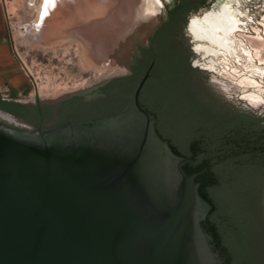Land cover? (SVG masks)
Listing matches in <instances>:
<instances>
[{"label": "water", "instance_id": "1", "mask_svg": "<svg viewBox=\"0 0 264 264\" xmlns=\"http://www.w3.org/2000/svg\"><path fill=\"white\" fill-rule=\"evenodd\" d=\"M167 1L164 9L151 0L144 39L128 52L146 46L167 21L175 8ZM153 65L113 117L31 133L0 110V264H221L201 227L210 206L196 178L207 169L184 171L201 153L175 155L140 102ZM107 82L48 105L97 99Z\"/></svg>", "mask_w": 264, "mask_h": 264}, {"label": "trees", "instance_id": "2", "mask_svg": "<svg viewBox=\"0 0 264 264\" xmlns=\"http://www.w3.org/2000/svg\"><path fill=\"white\" fill-rule=\"evenodd\" d=\"M201 5L197 0H181L168 11L167 21L133 54L130 74L98 88L97 99L74 96L55 106L37 99L29 107L0 96V110L21 118L31 133L113 117L127 106L153 63L140 102L155 117L158 136L175 155L189 158L201 153L184 171L198 174L207 169L196 182L210 206L201 227L211 238L212 252L221 264H264V116L221 102L197 77L194 55L183 37L188 14Z\"/></svg>", "mask_w": 264, "mask_h": 264}, {"label": "rangeland", "instance_id": "3", "mask_svg": "<svg viewBox=\"0 0 264 264\" xmlns=\"http://www.w3.org/2000/svg\"><path fill=\"white\" fill-rule=\"evenodd\" d=\"M1 1L5 10V20L9 42L13 50L14 48H16V51L21 56L22 60L26 63L28 69L31 70L34 75V78L29 79L22 70V73L26 76L29 81L30 89L21 96L12 95L9 98H12L22 104H33L36 102L37 99H40L43 104L48 105L58 100H61L66 96L83 92V90H90L105 81H109L113 78L130 74L125 68L117 73L111 72L107 76H97L94 70L86 69L84 67L81 57L78 54L75 46H71L70 48L56 47L55 49H50L47 51L30 46L29 44L25 43L20 37V33H25L26 31L25 21L29 20L31 17V15L27 14L26 11H24L25 8L22 7V1ZM180 1L181 0H174V5L176 6ZM197 1L199 3H202V5L197 10L191 11L188 14L186 30L189 27L191 21L201 19L203 16L210 13L220 1L227 0ZM228 1L230 3H234L231 5L232 9H236L240 12H243L244 6L245 8L251 6L250 4L246 5L245 0ZM250 1L253 2V4H255L256 2L254 0ZM260 1L264 2V0ZM159 3L164 9H167V7L169 6L167 0H159ZM47 4L48 0L46 1V5ZM227 6L230 7V5L228 4ZM46 8L47 7L45 6V11ZM146 8L143 9L139 17L137 18L136 26L133 28L135 29L133 34L129 32L130 30H132V28L128 29L129 27L120 31V33H125L126 31L128 33V39L123 43H118L120 33L115 32V30L109 31L110 26L105 24L104 21H101V23H99L100 25H98L96 22L87 24L92 29H94L93 31H95L98 36L97 42H99V45H95L96 49L100 51V55L98 56V63L105 62L116 64L121 62L120 60H123L122 63L130 64L132 60V55L136 52L134 53L133 51H128L130 50L133 44H135L136 42H140L144 39V33H141L144 29V19L147 17V15L150 16V14H147V12L152 14V3L150 0H147ZM255 10L256 9L253 8L251 11H249L254 12ZM246 11L248 10H244V12ZM145 13L146 17L144 15ZM224 17L226 18V16ZM210 21L214 22H211V26L207 27V30H204L208 32V35L211 34L212 37L215 38L216 44H218L219 46H223V31L228 26V23H225V21L221 23L220 19H218L217 16L215 17L213 14L210 16ZM146 23L153 25L155 23V19L151 18V20H147ZM198 32H201L200 28ZM60 37L61 35L59 32L56 37H48V39H46L43 44L61 42L60 39H57ZM183 42L184 46H189L190 48L199 45V43L193 41L191 35H188V33L183 37ZM252 48L257 49L258 55L264 54V47H257L255 45H252ZM217 54L220 55V52ZM207 61L209 68H212L213 70L217 71H225V73H221L222 76L218 78H211V82L208 83V86H206L207 75L197 74V77L203 80V87L208 93H210L213 97L221 100V102L227 103L231 107L236 108L240 112H246L250 115L258 117L264 116V108L263 106H260L261 104L264 105V73L258 75L255 78H250L245 72L242 71V69H247L249 65H252L251 68H257L264 71V59L260 58L257 62L251 61L249 63H237L234 61H226V63H224L222 57H217L216 59H214L213 57H209ZM223 63L225 66H223ZM213 80L224 81L227 82V84H225V87H223L222 89L221 83L214 82V84H212ZM64 87H66V89H64ZM238 96H245V98L259 96L263 100L261 99V101L259 102H253L252 100H248L251 105L255 107L251 108L247 107L246 102L240 101ZM8 126H11L15 129H24L19 126L13 125V123H8Z\"/></svg>", "mask_w": 264, "mask_h": 264}, {"label": "bare ground", "instance_id": "4", "mask_svg": "<svg viewBox=\"0 0 264 264\" xmlns=\"http://www.w3.org/2000/svg\"><path fill=\"white\" fill-rule=\"evenodd\" d=\"M21 1L22 7L25 8L24 11L31 15L30 19L25 21V33H20V37L25 43L44 51L56 47L70 48L75 46L84 67L94 70L97 76L102 77L109 75L111 72L117 73L125 69L126 64L122 63L123 60L116 64L98 63L100 51L95 47V45H99V42H97L98 36L93 31L94 29L87 24L96 22L100 25L99 23L104 21L105 24L110 26L109 31L115 30V32L120 33L122 29L127 27L133 29L140 13L147 7V0H48V6L46 5L47 0ZM219 3L222 6L218 5ZM219 3L211 13L199 20L191 21V32L197 39L212 43L216 42L211 34L208 35L206 28L214 22L210 21L212 14L215 17L217 16L221 23L225 21L224 14H222L225 6L222 2ZM45 6L47 7L46 11ZM228 26H230V22ZM196 27L197 29H195ZM199 28L200 33L198 32ZM59 32L61 37L57 39H60L61 42L43 44L48 37H56ZM119 35L118 43L127 41V31ZM263 55L261 54V59H264ZM83 92L89 93L90 90H83ZM245 99L249 100V98Z\"/></svg>", "mask_w": 264, "mask_h": 264}, {"label": "flooded vegetation", "instance_id": "5", "mask_svg": "<svg viewBox=\"0 0 264 264\" xmlns=\"http://www.w3.org/2000/svg\"><path fill=\"white\" fill-rule=\"evenodd\" d=\"M254 1H256L255 4H253V2L250 0H245L246 5H251L250 7L246 8L244 6V10H248L246 12H244V10L243 12H240L236 9H232L231 5L234 3H230L228 0L220 1L225 6L224 12L222 13L224 16H226V18L224 17L225 23L227 22L229 25L230 22V26H227L223 31V46H219L215 41L212 43L209 41L199 40L194 37L192 32L189 31V27L187 28L188 35H191L194 42L199 43V45L191 48L194 55L192 66L198 71V74L207 75L206 86H208V83L211 82V78H218L222 76L221 73H225L224 70L217 71L209 68L207 61L209 57H213L214 59L217 57H222L224 63H226V61L249 63L251 61L257 62L258 59H260L261 55L257 54V49L252 48V45L264 47V2L260 0ZM227 4L230 5V7L227 6ZM253 8L256 10L254 12H250ZM195 29H197V27ZM219 52L220 55L217 54ZM224 63L223 66H225ZM251 66L252 65H249L247 69H242V71L245 72L248 77L255 78L258 75L264 73L263 70L257 68L254 69L251 68ZM214 82L221 83L222 89L225 87V84H227V82L219 80H213L212 84H214ZM238 97L240 101L246 102L247 107L255 108L248 100L243 99V96ZM261 99L262 98L259 96L249 97V100H252L253 102H259ZM260 106H263L264 108V105L261 104Z\"/></svg>", "mask_w": 264, "mask_h": 264}, {"label": "crops", "instance_id": "6", "mask_svg": "<svg viewBox=\"0 0 264 264\" xmlns=\"http://www.w3.org/2000/svg\"><path fill=\"white\" fill-rule=\"evenodd\" d=\"M29 89V81L22 73L8 39L5 10L0 0V96L9 100L10 96H21Z\"/></svg>", "mask_w": 264, "mask_h": 264}, {"label": "built area", "instance_id": "7", "mask_svg": "<svg viewBox=\"0 0 264 264\" xmlns=\"http://www.w3.org/2000/svg\"><path fill=\"white\" fill-rule=\"evenodd\" d=\"M14 53L16 58L19 60L20 64H21V69L24 71L25 75L29 78L32 79L34 78V75L32 73L31 70L28 69V67L26 66V63L22 60L21 56L19 55V53L16 51V48H14Z\"/></svg>", "mask_w": 264, "mask_h": 264}]
</instances>
